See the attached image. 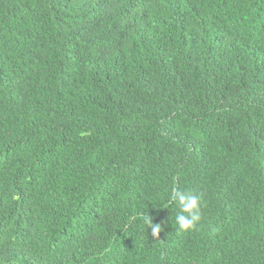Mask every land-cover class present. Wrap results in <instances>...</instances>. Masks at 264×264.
<instances>
[{"label": "trees", "instance_id": "obj_1", "mask_svg": "<svg viewBox=\"0 0 264 264\" xmlns=\"http://www.w3.org/2000/svg\"><path fill=\"white\" fill-rule=\"evenodd\" d=\"M0 264H264V0H0Z\"/></svg>", "mask_w": 264, "mask_h": 264}, {"label": "clouds", "instance_id": "obj_2", "mask_svg": "<svg viewBox=\"0 0 264 264\" xmlns=\"http://www.w3.org/2000/svg\"><path fill=\"white\" fill-rule=\"evenodd\" d=\"M171 200L175 201L180 208L176 215V224L180 231H189L197 227L202 219L201 204L202 195L191 192L173 190L170 194ZM185 213L187 215H185ZM144 223L151 228V234L155 237L162 231L160 223H154L153 219L148 216L144 218Z\"/></svg>", "mask_w": 264, "mask_h": 264}]
</instances>
